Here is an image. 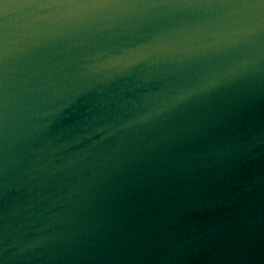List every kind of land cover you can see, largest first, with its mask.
<instances>
[{"label": "water", "instance_id": "1", "mask_svg": "<svg viewBox=\"0 0 264 264\" xmlns=\"http://www.w3.org/2000/svg\"><path fill=\"white\" fill-rule=\"evenodd\" d=\"M6 4L0 264H264V4Z\"/></svg>", "mask_w": 264, "mask_h": 264}, {"label": "snow or ice", "instance_id": "2", "mask_svg": "<svg viewBox=\"0 0 264 264\" xmlns=\"http://www.w3.org/2000/svg\"><path fill=\"white\" fill-rule=\"evenodd\" d=\"M14 4H19L21 6H26V0H11ZM29 2H32V0H29ZM48 4L50 6H61L66 5L70 3H75L76 0H47ZM92 3H98L100 0H90ZM261 4H264V0H259ZM0 6H7L6 0H0Z\"/></svg>", "mask_w": 264, "mask_h": 264}]
</instances>
